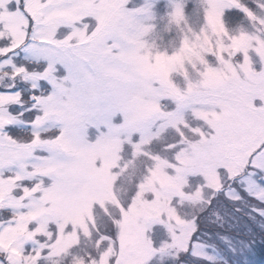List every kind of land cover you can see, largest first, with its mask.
I'll return each mask as SVG.
<instances>
[{"label":"rangeland","instance_id":"374dc122","mask_svg":"<svg viewBox=\"0 0 264 264\" xmlns=\"http://www.w3.org/2000/svg\"><path fill=\"white\" fill-rule=\"evenodd\" d=\"M262 213L264 0H0V264H259Z\"/></svg>","mask_w":264,"mask_h":264},{"label":"trees","instance_id":"16d2710c","mask_svg":"<svg viewBox=\"0 0 264 264\" xmlns=\"http://www.w3.org/2000/svg\"><path fill=\"white\" fill-rule=\"evenodd\" d=\"M236 14H238V11L236 12ZM262 255L264 256V251H263V254ZM259 264H264V258L262 260H260V263Z\"/></svg>","mask_w":264,"mask_h":264},{"label":"snow or ice","instance_id":"6c2138e0","mask_svg":"<svg viewBox=\"0 0 264 264\" xmlns=\"http://www.w3.org/2000/svg\"><path fill=\"white\" fill-rule=\"evenodd\" d=\"M262 215H264V213H262Z\"/></svg>","mask_w":264,"mask_h":264}]
</instances>
